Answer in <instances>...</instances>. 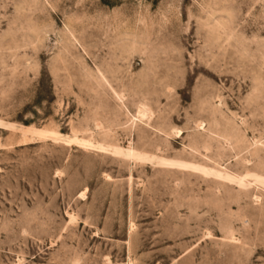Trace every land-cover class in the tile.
Segmentation results:
<instances>
[{
  "label": "rangeland",
  "instance_id": "obj_1",
  "mask_svg": "<svg viewBox=\"0 0 264 264\" xmlns=\"http://www.w3.org/2000/svg\"><path fill=\"white\" fill-rule=\"evenodd\" d=\"M0 264H264V0H0Z\"/></svg>",
  "mask_w": 264,
  "mask_h": 264
}]
</instances>
